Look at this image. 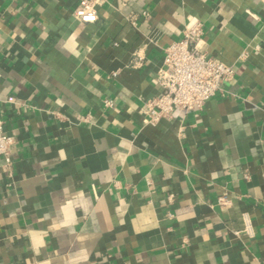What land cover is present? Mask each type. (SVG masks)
Here are the masks:
<instances>
[{
  "label": "crops",
  "instance_id": "1",
  "mask_svg": "<svg viewBox=\"0 0 264 264\" xmlns=\"http://www.w3.org/2000/svg\"><path fill=\"white\" fill-rule=\"evenodd\" d=\"M80 1L0 0V264H264V0ZM187 17L232 79L145 124Z\"/></svg>",
  "mask_w": 264,
  "mask_h": 264
},
{
  "label": "built area",
  "instance_id": "2",
  "mask_svg": "<svg viewBox=\"0 0 264 264\" xmlns=\"http://www.w3.org/2000/svg\"><path fill=\"white\" fill-rule=\"evenodd\" d=\"M108 0H81L75 9V17L82 23L97 20V7ZM147 16V12L143 13ZM135 15L129 20L134 24ZM202 23L187 17L182 38L164 49L161 66L156 72L158 92L144 101L141 113L145 124L155 125L162 119H172L175 111L184 114L202 109L204 104L222 91V85L232 79L233 69L200 49ZM142 58L136 55L133 64H139ZM115 75V74H114ZM110 107V101H105ZM13 138L4 132V122L0 118V157L5 164L11 163L10 148ZM228 203L225 196L218 199L223 206ZM252 237V227L248 220L242 231L235 235Z\"/></svg>",
  "mask_w": 264,
  "mask_h": 264
}]
</instances>
